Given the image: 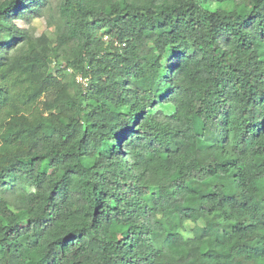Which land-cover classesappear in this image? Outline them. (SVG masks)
I'll list each match as a JSON object with an SVG mask.
<instances>
[{"label":"trees","instance_id":"obj_1","mask_svg":"<svg viewBox=\"0 0 264 264\" xmlns=\"http://www.w3.org/2000/svg\"><path fill=\"white\" fill-rule=\"evenodd\" d=\"M235 258L264 264V0H0V264Z\"/></svg>","mask_w":264,"mask_h":264},{"label":"rangeland","instance_id":"obj_2","mask_svg":"<svg viewBox=\"0 0 264 264\" xmlns=\"http://www.w3.org/2000/svg\"><path fill=\"white\" fill-rule=\"evenodd\" d=\"M53 2L56 3V0H52ZM17 23L24 27L27 28L31 34L34 36H40V35H45L47 39V43L50 45L53 43V39L55 38L56 34V23L49 21L48 19L44 17H38V18H32L29 21L26 22H21L17 21ZM45 51H48V47H44ZM61 67H65L64 63L60 64ZM53 67L55 66L54 63L52 65ZM74 77V73H72L71 68H65L63 70V81H69L70 78ZM187 228L191 226L190 223L186 224ZM234 262H240L243 264H251L249 260H243V258H235Z\"/></svg>","mask_w":264,"mask_h":264},{"label":"built area","instance_id":"obj_3","mask_svg":"<svg viewBox=\"0 0 264 264\" xmlns=\"http://www.w3.org/2000/svg\"><path fill=\"white\" fill-rule=\"evenodd\" d=\"M75 81L80 84L83 89H86L89 85V77L83 76L80 73L75 74Z\"/></svg>","mask_w":264,"mask_h":264}]
</instances>
